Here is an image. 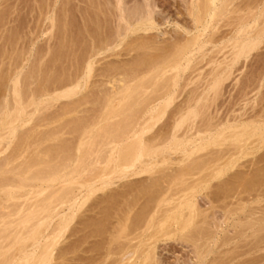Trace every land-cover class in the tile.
Listing matches in <instances>:
<instances>
[{
  "label": "bare ground",
  "instance_id": "obj_1",
  "mask_svg": "<svg viewBox=\"0 0 264 264\" xmlns=\"http://www.w3.org/2000/svg\"><path fill=\"white\" fill-rule=\"evenodd\" d=\"M81 1L84 5L79 6L80 25L70 20L72 0L38 1V8L46 14V25L55 34V47L49 49V58L42 61V65L24 68L20 63L27 60L25 50H14L16 45H11L14 48L8 53L14 64L8 67L13 68L8 70L10 72H0L1 81L6 79L9 87L8 95L0 98V136L13 137L16 142L10 153L0 156V264H49L56 260H60L58 264L66 263L65 256L73 248L86 243L91 236L106 235L109 223H114L116 233L110 239L108 251L122 254L116 264L164 263L155 255L154 246V242L163 237H177L190 243L199 264H209L211 259L206 262L207 256L214 245L210 239L216 237L223 218L226 220L229 216L237 217L234 227L239 236L245 237L247 230H252V234L249 233L256 239L255 244L261 246L263 204L259 210L258 206L246 208L243 201L247 194L242 197V193L257 191L259 183L256 182L262 179L260 188L264 182V167L252 174L245 170L249 174L244 175L238 174L241 170L231 171L236 178L218 180L215 190L210 181L222 178L224 170L218 163L222 158L242 156L264 147L262 105L251 114L245 111L234 114L233 110L224 115L219 113L222 102L216 105L219 109L214 106L216 98L222 95L225 81L233 75V67L250 59L264 41V14L257 16L258 9L264 13V0H183L193 28L176 21L181 30L171 37L169 34L168 38H164L165 32L161 34L163 37L159 35L163 30L158 27L159 12L154 0L155 3L147 0ZM2 15L0 29H4L1 26L6 23ZM162 15H159L160 20ZM222 20V26H217ZM223 26L228 28L220 32ZM18 35L8 32L7 42L15 44ZM223 39L226 41H220ZM90 41L93 43L89 47ZM118 46L121 49L116 52L130 58L104 65L103 70L102 66V72L106 71L102 75L108 80L101 79L96 86L97 80L93 85L81 80L82 75L88 77L96 73L91 57ZM221 52L223 58L218 59L216 55ZM205 58L212 68L193 80L192 71H188L189 74L186 71L194 68V61ZM59 62L68 64L59 67ZM113 63L115 65H111ZM111 69V73L113 69L116 72L110 75ZM246 70L248 74V67ZM260 72L247 76L241 88L238 85L242 92L240 97L243 94L248 98L245 96L255 88L252 84L261 80ZM116 74H121L122 78L112 81ZM110 81L112 85L108 86L106 82ZM62 99L68 101L63 102L57 112L45 114L44 110L48 111ZM36 110L39 111L37 118H30ZM29 120L32 125L18 133V124ZM3 140L0 139V152H4L10 142ZM179 147L184 150L178 152L183 157L178 156L177 161L178 158L173 157ZM201 173L203 175L194 178ZM145 174L147 181L131 179ZM119 181L124 183V189L111 188ZM249 181L255 182L250 185ZM200 188L213 190L210 194L206 192L207 208L197 199ZM155 210L157 213L153 215ZM67 232L83 234L55 252ZM249 233L247 238H250ZM225 239L227 242L229 238ZM96 244H91L96 247L94 251L101 248ZM89 256L90 259L84 256L87 262L82 260L81 254L78 257L85 264L95 263L94 255ZM215 261L212 262H218Z\"/></svg>",
  "mask_w": 264,
  "mask_h": 264
},
{
  "label": "rangeland",
  "instance_id": "obj_2",
  "mask_svg": "<svg viewBox=\"0 0 264 264\" xmlns=\"http://www.w3.org/2000/svg\"><path fill=\"white\" fill-rule=\"evenodd\" d=\"M17 1V2H16ZM38 1H40V0H14V1H12V0H8V1H6L5 3H4V0H1V2H0V15H2L1 13H3V14H5V15H2V16H4V19H5V21H6V23H4L3 22V26H1V28L2 27H4V29L2 28V29H0V72H2V73H5V72H10L11 71V69L13 68L12 66L11 67H8V66H10V65H13L14 64V61L13 60H11V58H10V56H9V54L12 52L10 49H12V47L14 48V46H15V49L14 50H20V49H22L21 51H23V50H25V51H23L24 53H26L25 54V57H27V60L25 61H22V63H20L21 65H20V67L21 66H23L24 68H27V67H30L31 65H36V64H41V62L42 61H44V60H46V59H48L49 58V54H47L48 52H49V49H51L52 47H55L54 46V44L53 43H55L56 42V39H55V34H54V32H50V29L48 28V26L46 25V24H48L47 22H48V20L46 19V14H45V12H43V14H42V10L41 9H39L38 7ZM80 1V2H79ZM147 1H151V2H153V3H155L156 2V9H157V7H158V14L159 15H162V19L160 20L159 19V15L156 13V16H157V19L159 20L158 22H159V24H160V26H158V27H160L159 29L160 30H163L162 32H160L159 33V35L160 36H162L163 37V35H161V34H164V32H165V35H164V38H168L167 36L169 35V34H171V35H169V37H171V36H173V33H174V35H175V32L176 31H180L181 29H179L180 28V26L182 25V26H186L185 24H187V26L186 27H190V25L192 26L191 28H193V25H192V21L190 20V17L188 16V14H187V12H186V9H184L185 7H184V4H183V0H147ZM159 2V4H158V2ZM169 1V2H168ZM8 2V3H7ZM11 2H13V3H11ZM22 2V3H21ZM31 2V3H30ZM81 0H72V2H70V4H71V6H69V7H71L69 10L71 11V12H69L70 13V15H71V18H70V20L72 19V20H74V21H72V22H74V23H76V25L77 24H79L80 23V21H81V13H80V8L81 7H83L82 5H84V3L82 2V4H81ZM4 4H5V6H4ZM16 4V5H15ZM19 4V5H18ZM59 3H57L56 4V7L58 8V5ZM73 4V5H72ZM75 4V5H74ZM32 5V6H31ZM16 6V7H15ZM35 6V7H34ZM75 6H76V8H75ZM79 6H81V7H79ZM1 7L4 9L3 11H2V9H1ZM8 7V8H7ZM11 7V8H10ZM18 7V8H17ZM32 7V8H31ZM35 8V9H34ZM160 8V9H159ZM76 9V10H75ZM162 9V10H161ZM31 10V11H30ZM34 10V11H33ZM36 10V11H35ZM164 10V11H163ZM5 11H6V13H5ZM39 11V12H38ZM162 11H163V13H162ZM260 11V12H259ZM15 12V13H14ZM34 12V13H33ZM74 13V14H73ZM160 13H162V14H160ZM164 14H166L165 16H164ZM262 14H264L260 9H258L257 10V16L258 17H261V15ZM31 17H30V16ZM34 15V16H33ZM36 15V16H35ZM40 15V16H39ZM73 15V16H72ZM168 15V16H167ZM29 16V17H28ZM33 16V17H32ZM7 17V18H6ZM36 17V18H35ZM39 17V18H38ZM166 17V18H165ZM172 17V18H171ZM33 18H35V19H33ZM42 18H43V20H42ZM161 18V17H160ZM171 18V20L169 21L168 19H170ZM29 19V20H28ZM167 19V20H166ZM10 20V21H9ZM41 20V21H40ZM163 20V21H162ZM24 23H23V22ZM168 23H167V22ZM179 22V23H181V25L179 24H177V22ZM35 24H34V23ZM42 22V23H41ZM162 22V23H161ZM40 23V24H39ZM183 23H185V24H183ZM224 22H223V20L222 21H220L218 24H217V26H222V24H223ZM24 24V25H23ZM45 24V25H44ZM81 24V23H80ZM79 24V25H80ZM78 25V26H79ZM178 25V26H177ZM32 26V27H31ZM35 26V27H34ZM19 27V28H18ZM179 27V28H178ZM10 29V31H9V29ZM16 28V29H15ZM21 28V29H20ZM47 28V29H46ZM171 28V29H170ZM227 28L228 27H226V26H223V27H220L219 28V31L222 29V31H224V29H226L227 30ZM30 29V30H29ZM173 29V30H172ZM177 29V30H176ZM1 30H2V33H1ZM17 30V31H16ZM23 30V31H22ZM74 30H76V27H75V29ZM6 31V32H5ZM12 31H14V32H17V35L19 36L17 39H18V41H16L15 42V44H10L9 43V41L7 42V35H8V32H12ZM22 31V32H21ZM195 30H193V32H194ZM222 31H220V32H222ZM32 32V33H31ZM158 33V31H154V33ZM49 33H50V35H49ZM5 34V35H4ZM30 36H29V35ZM54 34V35H53ZM23 35V36H22ZM51 36V37H50ZM52 36H53V38H52ZM166 36V37H165ZM24 37L25 38V40H24V38H23V40H22V38ZM227 39V38H226ZM226 39H223V40H220V41H223V42H225L226 41ZM22 41L21 43H20V41ZM225 40V41H224ZM24 41V42H23ZM5 42V43H4ZM6 43H8V45L6 44ZM19 43V44H18ZM25 43V44H24ZM92 43L93 42H89L88 43V45L90 44V45H92ZM4 44H5V46H4ZM11 45H14V46H11ZM21 45V46H20ZM27 45H28V47H27ZM55 45H56V43H55ZM90 45H89V47H90ZM218 45H220V43L219 44H217V46ZM262 45V46H261ZM260 45V48L259 49H257L256 51H254L253 52V54H252V56L250 57V61L247 59L245 62H244V60H242L241 62H239L238 64H239V66H238V64H236L234 67H233V75L227 80V81H225V85H224V88L222 89V95H220V96H216L217 98H216V101H214L213 103H214V106L215 107H217L216 105H220V103L222 104V105H218L219 107H220V109H219V107H217L218 109H219V113H221L220 115H224L225 113H227L228 111H229V113L231 114L232 112H233V110H235V112H234V114L236 113H241L242 111H243V113H245V112H249V114H251V113H253V111H254V109L256 108V110H257V108L258 107H260L261 105L263 106V108H264V98H262V97H264L263 96V92H264V84H262V83H264V68H263V65H264V55H262V54H264V41H263V43ZM7 46H8V48H7ZM10 46V47H9ZM23 46V47H22ZM51 46V47H50ZM5 47V48H4ZM121 46H118V47H116L114 50H111V51H103V50H101L98 54H95L93 57H91V60H94L95 61V65H96V68L97 69H100V70H98L97 71V69H96V73H92L90 76H84V75H82L81 76V80L82 81H84V82H86L87 81V84L89 85V84H91V85H93L92 83L94 82V80H97L95 83L96 84H94L95 86L98 84L99 85V83H101V82H99V81H101V79L103 80V79H105V80H108V78H107V76L106 77H104V75H102V74H105V73H103V72H106V71H103L102 72V70L104 69V67L106 66L107 67V65L108 64H110V63H112V62H114V63H116L117 64V62L118 63H120L123 59L124 60H126L127 58L129 59L130 58V55H126V54H124V55H119V53H117V52H120V48ZM262 47V48H261ZM6 50H8V51H6ZM45 50H47V52L45 51ZM29 51V52H28ZM117 51V52H116ZM259 51V52H258ZM5 52V53H4ZM8 52H10V53H8ZM38 52V53H37ZM104 52V53H103ZM108 52V53H107ZM114 52V53H113ZM117 54H116V53ZM263 52V53H262ZM6 53H7V55H6ZM28 53V54H27ZM42 53V54H41ZM44 53L46 54V55H44ZM112 53V54H111ZM224 53V52H223ZM256 53V54H255ZM260 55H258V54ZM4 54V55H3ZM39 54V55H38ZM110 54V55H109ZM220 54V55H219ZM218 55H216V57L218 58V59H220V58H223L222 56H223V54H222V52L221 53H219ZM36 55H38V57L36 56ZM103 55V56H102ZM108 55V56H107ZM254 55V56H253ZM257 55H258V57H257ZM37 57L36 58V60H38V61H36V60H34L35 59V57ZM39 56H40V58H39ZM101 56V57H100ZM219 56V57H218ZM8 57V58H7ZM28 57H29V59H28ZM260 57V58H259ZM43 58V59H42ZM209 58V57H208ZM258 58V59H257ZM41 59V60H40ZM11 60V61H10ZM99 60V61H98ZM257 60V61H256ZM34 62V64L32 63V62ZM97 61V62H96ZM197 61V62H196ZM196 61H194V68L193 69H189V70H187L186 71V74H189V72L191 73V71H192V73L190 74L191 76H193L192 78H193V80H196V79H198V78H200V76L202 75H200V73H202V72H204L205 70H207V71H205L204 73L205 74H207V72L209 71V69H211L212 68V64L211 63H208V61L206 60V58L205 59H198V60H196ZM202 63H201V62ZM24 62V63H23ZM39 62V63H38ZM109 62V63H108ZM196 62V63H195ZM10 63V64H9ZM12 63V64H11ZM67 64H68V62H66ZM66 63H63V64H65V65H67ZM111 64V65H115V64ZM241 63V64H240ZM61 64V62H59V63H57V65L59 66ZM63 64H61V66L63 65ZM199 64V65H198ZM244 64L246 65V66H244ZM258 64V65H257ZM42 65V64H41ZM105 65V66H104ZM110 65V66H111ZM252 65H255L254 67L252 66ZM98 66V67H97ZM103 66V68H102V70H101V67ZM202 66V67H201ZM236 66H237V69H236ZM242 66V67H241ZM3 67V68H2ZM60 67V66H59ZM199 67V68H198ZM240 69H239V68ZM248 67V74H246V68ZM2 68V69H1ZM4 68H5V70H4ZM197 68V69H196ZM208 68V69H207ZM263 68V69H262ZM244 69H245V71H244ZM261 69V70H260ZM8 70H10V71H8ZM250 70V71H249ZM256 70V71H255ZM262 70H263V72H262ZM5 71V72H4ZM110 71H112V69L111 70H109L108 72L110 73V75L111 74H113V73H115L116 71L113 69V73H111ZM189 71V72H188ZM194 71V72H193ZM236 71V72H235ZM251 71H253L252 73L254 74V72H255V74H257V73H259L260 71V73H262V75L261 74H259V75H261L260 76V78H261V80L260 81H257V83H253L252 84V86H253V88L255 87H257L258 89L257 90H250L251 92H250V94L248 95V96H245V97H250V99H248V98H244V96H243V94H242V96L240 97V93H242V92H239V90L238 89H240L241 88V86L243 85V81L245 82L246 80H247V78L249 77V76H252V73H251ZM12 72H13V70H12ZM100 72H102V73H100ZM108 72L106 73V74H108ZM245 72V73H244ZM100 73V74H99ZM194 73V74H193ZM203 73V74H204ZM235 73H236V75H235ZM240 73V74H239ZM251 75H250V74ZM11 74H13V73H11ZM15 74V73H14ZM94 74H96V75H94ZM204 74V75H205ZM3 75V74H2ZM16 75V74H15ZM246 75V76H245ZM14 76V75H13ZM197 76H198V78H197ZM235 76V77H234ZM238 76V77H237ZM248 76V77H247ZM12 77V76H11ZM118 77V78H117ZM122 78V75L121 74H116V76H115V78H113L112 79V81L114 80V79H121ZM110 79V78H109ZM235 79L237 80L236 82H235ZM243 79V80H242ZM246 79V80H245ZM241 80V81H240ZM7 80L5 79V82H6ZM91 81V82H90ZM4 82V79L2 78V81H1V79H0V98L2 97V99L3 98H5L6 96L5 95H8V85H6V83ZM230 84H229V83ZM107 84H108V86H111L112 85V82L110 81V82H106ZM4 84H5V86H4ZM228 84V85H227ZM233 84H234V86H233ZM256 84V85H255ZM228 87H227V86ZM240 86V88H239V86ZM233 87L232 89L230 88V87ZM244 86V85H243ZM251 86V87H252ZM190 87H192V85L190 86ZM238 87V88H237ZM6 88H7V90H6ZM4 89V90H3ZM238 91H236V90ZM252 89V88H251ZM254 91V92H253ZM262 91V92H261ZM238 93V94H237ZM255 93V94H254ZM262 93V94H261ZM221 94V93H220ZM184 95V94H183ZM183 95L178 99L179 101L180 100H182L183 99ZM5 96V97H4ZM237 96H239V97H237ZM258 96H260V97H258ZM258 98V99H257ZM1 99V100H2ZM241 99H243V101H241ZM245 99H247V100H245ZM66 101H68L67 99H62V100H59L58 102H56L55 103V105L53 106V107H51L50 109H48V111L47 110H44L45 111V114L46 115H49V113L51 112V114L52 113H55L54 111H58L57 109H59V106L63 103V102H66ZM178 101V102H179ZM219 101V102H218ZM251 101V102H250ZM254 101V102H253ZM258 101V102H257ZM260 101V102H259ZM242 102V103H241ZM262 102V103H261ZM231 103V104H230ZM235 103V104H234ZM224 104V105H223ZM230 104V105H229ZM243 104V105H242ZM249 104V105H248ZM252 104H254V105H252ZM255 104H257V105H255ZM241 105V106H240ZM249 106L251 107V109L249 108ZM261 106V107H262ZM229 109H228V108ZM236 107V108H235ZM238 107V108H237ZM241 107V108H240ZM261 107L260 108H258V109H261ZM53 108V109H52ZM248 108V109H247ZM253 108V109H252ZM56 109V110H55ZM223 109H225V110H222ZM228 109V110H227ZM238 109V110H237ZM247 109V110H246ZM227 110V111H226ZM43 111V112H44ZM223 113H222V112ZM245 111V112H244ZM46 112H48V113H46ZM261 112H263L264 113V110H262ZM37 114H39V111L38 110H36V111H34L33 112V114H32V116L30 117V118H35V116H36V118H37ZM168 116H169V113L167 114ZM248 115V114H247ZM168 116H165V117H168ZM164 117V120L165 119H167V118H165ZM30 121V120H29ZM29 121H22V122H20L19 124H18V126H17V132L18 133H22V132H24V131H26V130H23L22 131V129H28L29 128V125L31 126L32 125V122L30 123ZM19 125H20V127H19ZM28 126V127H27ZM22 131V132H21ZM30 131H32V129L30 130ZM29 132V131H28ZM67 135H65V137H66ZM67 137H70L69 135L67 136ZM1 138H4V140H3V142L5 143V141H6V143L8 144V142H9V144H8V147L4 150V152H0V156L2 155V156H5V155H3V154H6L7 155V152H9V151H11V147H12V145H14L16 142H15V138H10V137H8V136H5V137H3V136H0V139ZM7 138V139H6ZM15 142V143H14ZM196 144H199V141H196ZM193 146H195V145H193ZM9 148H10V150H9ZM7 149H8V151H7ZM179 150V151H178ZM182 150V151H181ZM183 148H178V149H176L175 151H174V153H175V155H174V157L173 158H175V157H177L178 159H176L177 161L180 159L179 157H183V154H181L182 156H180L179 154L180 153H183ZM178 152H179V154H178ZM203 151H201V152H198V156H200L201 155V153H202ZM10 153V152H9ZM249 153V152H248ZM248 153H246V154H243L242 156L240 155V154H237V155H234V156H231V157H229V156H227V158H225V160H224V158H222L221 160H219V162L218 163H220L219 165L223 168V170H224V174L222 175V178L221 177H219V178H221V179H219V178H215V179H212L211 181H210V183H211V186H213L212 187V189H214V187H215V189H216V186H217V184H219V182L220 181H223L224 180V178H229V179H231V180H234L235 178L233 177L234 175L232 174V172H234V173H237L239 170H241V172L239 171L238 172V174L240 173L241 175L244 173H251V172H256V170H259L260 169V167L262 168V167H264V147L263 148H260V149H257V151L255 150V152H250L249 154ZM263 153V154H262ZM178 154V155H177ZM177 155V156H176ZM239 155V157H237ZM179 156V157H178ZM226 157V156H225ZM242 157V158H241ZM236 159V160H235ZM223 161H225V163L222 162ZM232 162H233V164H232ZM230 163V164H229ZM222 164H225V165H222ZM230 167V168H229ZM256 168H258V169H256ZM237 170V171H236ZM243 170V171H242ZM248 171V172H244V171ZM252 170V171H251ZM263 170H264V168H263ZM232 171V172H231ZM227 172V173H226ZM232 175H231V174ZM248 173V174H249ZM230 174V176H228ZM239 174V175H240ZM243 174V175H244ZM247 174V175H248ZM252 174V173H251ZM250 174V175H251ZM201 175H203L202 173L201 174H197V175H195L194 176V178H197V177H199V176H201ZM233 177V179H232V177ZM236 176V175H235ZM249 176V175H248ZM143 178H144V181H147L148 180V177H147V174H145V175H140V176H132L131 177V179L132 180H138V182H140L141 181V179H142V181H143ZM263 178H264V176H263ZM223 179V180H222ZM218 180H220V181H218ZM225 180H227V179H225ZM262 180V179H261ZM261 180L259 179V182H256V183H259V184H261L262 182H261ZM123 182H125L126 180H122ZM122 181H119V182H117L118 184H116V185H113L111 188H113V189H118L117 191H121L122 189H124V187H123V182ZM141 181V182H142ZM255 181H257V180H255ZM255 181H249V184L250 183H252V184H254V182ZM263 181H264V179H263ZM121 183H122V186H120V187H118L119 186V184L121 185ZM217 183V184H216ZM256 183H255V185H254V189L256 188ZM213 184V185H212ZM252 184H250V185H252ZM259 184H258V189L256 188V190L257 191H255L254 192V190H253V194L252 195H250V193H248V192H243L242 193V197H244V194H247L245 197H246V199L243 201V203H244V205L246 206V208H250V207H254V206H258V207H256L257 208V210H259L258 208L259 207H261V205L263 206V207H261L262 208V210L264 211V193H262L261 192V189H262V187L264 188V182H263V184L260 186V188H259ZM216 185V186H215ZM250 185H248V186H250ZM115 187V188H114ZM250 187H252V186H250ZM214 189V190H215ZM211 189H199V192L197 193V199H198V201H199V204L200 203H202V204H200L201 206H203V208H207L209 205H208V203H206V198H205V196H206V192H208L209 193V191H210ZM113 191H115V190H113ZM116 192V191H115ZM210 192H212L213 193V190L212 191H210ZM263 192H264V189H263ZM211 193V194H212ZM210 194V193H209ZM263 194V195H262ZM203 195V196H202ZM251 196V198L253 199H250L249 197ZM259 196V197H258ZM202 198V199H201ZM248 198V199H247ZM259 198V199H258ZM248 200V201H247ZM202 201V202H201ZM206 203H204V202ZM256 202H257V204H256ZM254 203V204H253ZM260 203V204H259ZM218 210H220L219 211V215H222V214H220V213H222V210L220 209V208H218ZM261 209H260V211H262ZM88 211H86V213H87ZM157 213V211L155 210V211H153L152 212V214L154 215V214H156ZM88 213H91V212H88ZM87 213V214H88ZM261 212H259V214H260ZM264 213V212H263ZM223 218V217H222ZM221 218V219H222ZM77 221V219L75 220V222ZM116 221V219H113V222H115ZM223 224H222V227L221 228H218V234H220L219 236H218V234L216 235V237H214L213 239H210V243H213L214 242V245H213V251H211L209 254H208V256H207V260H206V262L209 260V258L213 261V260H215L216 259V261L218 260V262L217 263H214V262H212L211 260H209L208 262H209V264L211 263V264H264V255H262V254H264V241L260 244L261 246H258V245H256L255 243H256V241H254V240H256L253 236H251V234H252V230H247V234L249 233V236H250V238L251 237H253L251 240H249L250 238H247L248 236H247V234L245 235V237H246V239H245V237L243 236V235H241V236H239V234L236 232V229H235V227H234V224L236 223V221H238V219H237V217H235V216H229V218L228 219H224L223 218ZM74 223V222H73ZM113 226H114V223H109L108 224V228H109V230L105 233L106 235H103V236H97V237H93V236H91V237H89L88 239H87V242L86 243H83V244H81V245H79L78 246V248H77V246L75 247V248H73V250L71 251V253L69 252L68 254H66V256H65V259H64V261L66 262V263H64L63 261H62V263L63 264H67V262H68V264H85L86 262H87V258H84V256L86 257H89V259H90V256L89 255H94V257H95V260H94V262L95 263H93V264H116L117 263V259H119L120 257H121V255L122 254H120V253H118V254H110L109 252L110 251H108V249L110 250V239H112L113 238V235L116 233V231L115 230H113ZM221 231V232H220ZM220 232V233H219ZM226 232V233H225ZM69 232H67L66 233V235H65V237H63L62 238V241L56 246V249H55V252L56 251H58V249L57 248H59V247H61V246H63V245H67V243H70L71 244V242H73L74 240L75 241H77V238H81V235L83 234V232H79V233H76V234H68ZM82 233V234H81ZM67 235H70L69 237H66ZM225 235V236H224ZM239 237H238V236ZM223 236V237H222ZM103 237V238H102ZM108 239H107V238ZM221 238H222V242L224 241L223 239L224 238H226L225 240H227V238H229L228 240H227V242L226 241H224L223 243H221ZM231 238V239H230ZM239 238V239H238ZM241 238H244V240H241ZM99 239H101L100 240V242H98L99 241ZM102 239H105V241L104 240H102ZM107 239V240H106ZM217 239H219V242L221 243H219L218 242V240ZM238 239V240H237ZM247 239L249 240V243H251V244H253V245H251V244H249L248 242H247ZM93 240V241H92ZM94 240H96V241H94ZM217 240V241H216ZM245 240H246V242H245ZM65 241V242H64ZM67 241V242H66ZM74 241V242H75ZM91 241V242H90ZM104 241V242H103ZM215 241H216V243H215ZM237 241V242H236ZM251 241V242H250ZM89 242V243H88ZM94 242H95V244L96 245H99V243H101V248L99 249H97V251L95 250H93L94 248H96V247H92V245H94ZM253 242V243H252ZM227 243V244H226ZM229 243V244H228ZM237 245H236V244ZM248 243V244H247ZM92 244V245H91ZM104 244V245H103ZM235 244V245H234ZM239 244H240V246H239ZM241 244L243 245L242 247H241ZM90 245V246H89ZM255 245L258 247H255ZM263 245V246H262ZM87 246H88V248H87ZM154 246H155V255L156 256H158L162 261H165L164 263H162V264H199L200 263V261H199V259L196 257V255H195V253H193V251H192V247L190 246V243H185V241H183L182 239H180V238H177V237H175V238H167V237H163V238H161V239H159L158 241L156 240L155 242H154ZM236 246H237V248H236ZM251 246V247H250ZM85 247L87 248V249H85ZM90 247H92L91 249H90V252H89V248ZM232 247V249L230 250V248ZM244 247H245V249H244ZM250 247V248H249ZM254 247V248H253ZM76 248H77V250H76ZM247 248V249H246ZM253 248V249H252ZM261 248H263V249H261ZM85 249V250H84ZM223 249V250H222ZM225 249H226V252H225ZM227 249H229L228 251H227ZM248 249H250V250H248ZM261 249V250H260ZM75 250H76V252H75ZM87 250H88V252H87ZM93 250V251H92ZM218 250L220 251H224V253L225 254H228V255H224V257H223V252H218ZM245 250H247L246 252H245ZM259 250V251H258ZM250 251V252H249ZM255 253H254V252ZM193 253V254H192ZM222 254L221 256L220 255H218V254ZM81 254V257L83 258H81L83 261H86V262H83L82 260L80 261L79 259V255ZM215 255V256H214ZM69 256H70V258H69ZM223 259V261H225V263L223 262V263H221V261H222V259L220 258V257ZM261 256H262V259H261ZM77 257V258H76ZM93 257V256H92ZM227 257V258H226ZM67 258H69V259H67ZM75 258V259H74ZM213 258V259H212ZM221 260H220V259ZM224 258H226V259H224ZM94 259V258H93ZM220 260V261H219ZM226 260H227V262H226ZM255 260V261H254ZM261 260V261H260ZM60 262V260H56V261H54L53 263H49V264H58L59 262ZM215 261V262H216ZM259 261V262H258ZM61 263V264H62ZM87 264H90L89 262L87 263Z\"/></svg>",
  "mask_w": 264,
  "mask_h": 264
}]
</instances>
